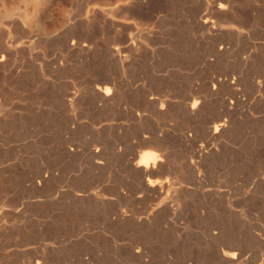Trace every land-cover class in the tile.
Instances as JSON below:
<instances>
[{
	"label": "rangeland",
	"instance_id": "rangeland-1",
	"mask_svg": "<svg viewBox=\"0 0 264 264\" xmlns=\"http://www.w3.org/2000/svg\"><path fill=\"white\" fill-rule=\"evenodd\" d=\"M228 1L0 0V264H264V0Z\"/></svg>",
	"mask_w": 264,
	"mask_h": 264
},
{
	"label": "bare ground",
	"instance_id": "bare-ground-1",
	"mask_svg": "<svg viewBox=\"0 0 264 264\" xmlns=\"http://www.w3.org/2000/svg\"><path fill=\"white\" fill-rule=\"evenodd\" d=\"M232 1V0H231ZM263 1V0H262ZM233 2V1H232ZM218 5L215 7V10L216 11H218V12H225V11H227L229 8H230V3H229V1L228 0H223V2H220V3H217ZM235 5V4H234ZM261 5V4H260ZM259 5V6H260ZM213 9V8H212ZM233 9V8H232ZM236 9H237V7H236ZM234 10V9H233ZM249 10V9H248ZM258 10H259V12H261L262 14H261V16H262V18H264L263 16H264V3L261 5V9H256V8H254V7H252L251 9H250V12H249V15H250V17L252 18H254V16H256V14H259V12H258ZM239 11V10H238ZM245 12V11H244ZM208 14V13H207ZM245 14V13H244ZM237 16H238V14H236ZM248 15V16H249ZM214 16H215V14H214ZM213 16V17H214ZM229 16V15H228ZM245 16H246V14H245ZM257 16H259V15H257ZM256 16V17H257ZM203 17V16H202ZM216 18V17H215ZM220 18V17H219ZM228 18V17H227ZM231 18V17H230ZM201 19V18H200ZM213 19V18H212ZM222 19V18H221ZM236 19V18H235ZM202 20V19H201ZM223 20V19H222ZM226 20V19H225ZM248 20V19H247ZM245 21V20H244ZM243 20H236V22L234 23L239 29H243V28H245L246 27V23L244 22ZM250 21H252V20H250ZM249 21V22H250ZM228 22V21H227ZM203 23H204V25H206V27H210V29H215V31H217V30H220L221 28L219 27H215V26H211L210 24H209V21L208 20H204L203 21ZM230 23V22H229ZM248 26V25H247ZM249 27V26H248ZM204 30V29H203ZM205 31V30H204ZM208 32V31H207ZM238 32V31H237ZM212 33V32H211ZM216 33V32H215ZM209 34V33H208ZM219 34V33H218ZM217 37V36H216ZM4 42H5V40H4ZM135 42V41H134ZM12 43V42H11ZM14 43V42H13ZM74 43V42H73ZM5 46H6V44H4ZM73 45V44H72ZM86 45V44H85ZM84 45V47H86ZM130 45H132V44H130ZM79 46V45H78ZM7 47V46H6ZM11 47V46H10ZM76 48V47H75ZM125 48V47H124ZM135 48V47H134ZM220 48H221V46H220ZM113 49H115V47L113 48ZM118 49V48H117ZM131 49V48H130ZM217 49V48H216ZM2 50V49H1ZM0 50V51H1ZM122 50V49H121ZM129 50V49H128ZM114 53H115V51H113ZM3 53V52H2ZM124 53V52H123ZM122 53V54H123ZM126 53V52H125ZM133 54V53H132ZM136 54V53H135ZM128 55V54H127ZM130 55V54H129ZM4 56V55H3ZM114 56V55H113ZM116 56V55H115ZM5 57H7V56H5ZM1 59V58H0ZM123 59H125V58H123ZM127 59H128V57H127ZM126 59V60H127ZM208 60V59H207ZM0 61H2V59L0 60ZM123 63H125V61H123ZM126 63H127V61H126ZM206 63H207V61H206ZM124 68H126V67H124ZM221 78H213L212 79V83H214L216 86L218 85V86H220L221 85V83L223 82L222 80H220ZM106 80V79H105ZM225 80H227V79H225ZM104 81V80H103ZM110 82H112V81H110ZM233 83H234V81H233ZM111 83H109L108 81H104V82H102V84L101 85H99V84H97L98 86H96L95 87V89H96V92L98 93V98H99V100H100V103L102 102V103H109L110 101H112V100H115V99H113V93H112V88L114 89V87H115V84L114 83H112V85L114 86V87H111V86H109ZM226 84H229V83H226ZM224 85H225V83H224ZM231 85V84H230ZM215 86V87H216ZM255 87H256V91L258 92V95H257V98L261 101V102H263L264 103V84H262L261 83V80H260V82L258 81V83H257V85H255ZM239 88V87H238ZM234 89H235V87H234ZM233 89V90H234ZM94 90V89H93ZM215 90V89H214ZM243 90V89H242ZM210 91H211V89H210ZM213 91V90H212ZM235 91V90H234ZM241 91V90H240ZM95 92V93H96ZM114 92V91H113ZM215 92H218V90L217 91H215ZM242 92V91H241ZM115 93V92H114ZM155 93V92H154ZM211 93V92H210ZM219 93V92H218ZM221 93V92H220ZM234 93V92H233ZM239 93V92H238ZM71 94V93H70ZM70 94L68 95L67 94V96H69L70 97ZM193 94V93H192ZM77 95V94H76ZM218 95V94H217ZM95 96V95H94ZM161 96V95H160ZM211 96H213V95H211ZM243 96H244V94H243ZM68 97V98H69ZM72 97V96H71ZM149 97V96H148ZM169 97V96H168ZM172 97V96H171ZM204 98V97H203ZM233 98V97H232ZM231 98V99H232ZM244 98V97H243ZM234 99H235V101H239L241 98L239 97V95L238 94H236L235 95V97H234ZM149 102L150 103H154V104H158L159 106H160V108L161 109H163V108H167V107H169L170 108V104H171V100L170 99H168V98H162V97H157V96H151L149 99ZM208 100V99H207ZM224 100H226V99H224ZM69 101H71V99H69ZM68 101V102H69ZM204 101H206V100H203L201 97H196L195 95H193L192 97H191V99H189L188 100V102H185L184 103V108L183 109H185V112H186V115L187 116H189L190 118H195V117H197L200 113H202L203 111H202V108H203V104L205 103ZM230 102V101H229ZM259 102V101H258ZM101 103V104H102ZM111 103V102H110ZM113 103V102H112ZM224 103V102H223ZM226 103V102H225ZM224 103V104H225ZM234 103V101H232L231 102V104H233ZM237 103V102H236ZM244 103V102H243ZM153 104V105H154ZM223 104V105H224ZM229 104V103H228ZM235 104V103H234ZM104 105V104H103ZM157 105V106H158ZM172 105V104H171ZM222 105V106H223ZM225 105H227V104H225ZM264 105V104H263ZM155 106V105H154ZM205 106H207V105H205ZM206 108V107H205ZM223 108H224V106H223ZM228 108V107H227ZM230 104H229V110H230ZM168 109V108H167ZM206 110V109H205ZM231 110H232V108H231ZM202 111V112H201ZM227 113V112H226ZM225 112H224V114H226ZM142 115V114H141ZM227 116H229V115H227ZM139 118V117H138ZM229 118V117H228ZM227 118H225L224 119V117L223 118H219V119H217V120H215V121H210L208 124H207V126H206V130L205 131H207V133H208V136H209V139H210V142L209 143H207V144H204V145H201L200 144V146H198V149H196V154H199V155H201V154H207L208 152H214V151H216L217 150V148H215L214 147V142H217V140H219L221 137H222V135L224 134V132L227 130V132H228V129H227V127H228V124H229V122H231V121H229L228 123H227V120H226ZM232 119V118H231ZM213 120V119H212ZM226 132V133H227ZM224 136V135H223ZM143 137V136H142ZM151 137V136H150ZM147 138V137H146ZM149 138V137H148ZM192 138V137H191ZM145 140V139H144ZM155 142V141H154ZM146 143L148 144V142L146 141ZM157 143V142H156ZM159 143V142H158ZM160 144H162V143H160ZM154 145H156V144H154ZM218 147H220L219 145H218ZM260 147L261 148H263L261 145H260ZM158 148V147H157ZM196 148V147H195ZM162 148H160L159 150H161ZM65 150V149H64ZM162 150H164V149H162ZM161 150V151H162ZM165 151V150H164ZM66 152H69V150L68 151H66ZM98 152H99V150H98ZM219 151H217V153H218ZM93 153V152H92ZM102 153V152H101ZM165 153V152H164ZM260 153H263V150H261V152ZM69 154V153H68ZM71 154V153H70ZM101 155V154H100ZM99 155V156H100ZM167 156V155H166ZM196 156V155H195ZM204 156V155H203ZM215 156V155H214ZM94 157V156H93ZM98 157V156H97ZM165 157V156H164ZM193 157V156H192ZM101 158V157H100ZM197 158V157H196ZM163 159V158H162ZM162 159H160V158H158L157 157V154H153V153H145V154H142L140 157H139V159L137 160V162H136V166H135V169H136V173L140 176V177H145L146 179H148L147 177H150L151 175L153 176H155V171L156 170H158L159 171V169H164V170H162V171H165V169H167L168 170V168H165L167 165L165 164V166H163L162 165ZM163 160H165V159H163ZM194 161V160H193ZM100 162V161H99ZM104 161L102 160V163H103ZM164 164V163H163ZM164 167V168H163ZM132 171V170H131ZM135 172V171H134ZM160 172V171H159ZM135 174V173H134ZM136 175V174H135ZM49 176V175H48ZM138 176V177H139ZM137 177V176H136ZM145 179V181L146 182H148V187H147V189L149 188V187H152V186H154V184L156 183V181H158V180H156L155 181V183L154 182H152L153 180V178L151 179V177H150V179L152 180V181H147ZM143 181V180H142ZM161 182V181H160ZM41 183V182H40ZM144 183V182H143ZM159 183V182H158ZM157 183V184H158ZM163 183V182H162ZM165 183V182H164ZM164 183L163 184H161V185H164ZM146 184V183H145ZM167 184V183H166ZM147 185V184H146ZM145 185V186H146ZM166 186V185H165ZM162 187H164V186H162ZM167 187V186H166ZM159 188V187H158ZM153 189V188H152ZM151 189V190H152ZM165 189V188H164ZM150 190V189H149ZM157 191H158V189H156ZM160 190H161V188H160ZM159 190V191H160ZM152 191H154V190H152ZM142 192H144V191H142ZM164 192V191H163ZM5 193V192H4ZM161 194H163V193H161ZM4 199V198H3ZM7 200V199H6ZM1 203V202H0ZM6 203V202H5ZM6 204H8V203H6ZM11 204V203H10ZM12 205V204H11ZM14 205V204H13ZM5 207V206H4ZM3 207V208H4ZM15 207V206H14ZM2 208V207H1ZM2 208V209H3ZM10 208V206H8V209ZM11 209V208H10ZM9 209V210H10ZM1 210V209H0ZM14 210V209H13ZM5 211V210H4ZM8 211V210H7ZM11 211V210H10ZM2 213H3V210H2ZM4 214V213H3ZM4 215H6V214H4ZM2 216V215H1ZM3 217V216H2ZM1 220V219H0ZM14 220V219H13ZM7 221V220H6ZM1 229V228H0ZM5 229V228H4ZM1 233V232H0ZM0 235H2V234H0ZM230 238H232V237H230ZM232 247H234V245L232 246ZM238 247V246H237ZM222 248V247H221ZM233 249V248H232ZM222 250V249H221ZM230 250V249H229ZM222 252V251H221ZM222 256H223V258H225V259H228V260H230L231 261V264H236L241 258H242V253L241 252H237V251H233V252H230V251H228L227 249L226 250H224L223 251V253H222ZM221 256V257H222ZM1 257V256H0ZM220 257V258H221ZM223 260V259H222ZM260 260V259H259ZM2 261V260H1ZM36 261H38V260H36ZM244 261V260H243ZM39 262H41V261H39ZM38 262V263H39ZM37 263V264H38ZM241 263V262H240ZM243 263V262H242ZM36 264V263H35ZM40 264V263H39ZM238 264V263H237ZM245 264V263H244ZM262 264V263H261Z\"/></svg>",
	"mask_w": 264,
	"mask_h": 264
}]
</instances>
